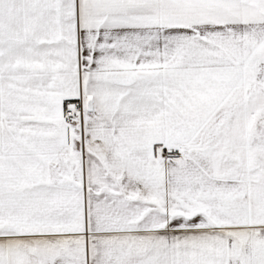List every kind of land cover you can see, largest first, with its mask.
Returning a JSON list of instances; mask_svg holds the SVG:
<instances>
[{
    "label": "snow or ice",
    "instance_id": "6c2138e0",
    "mask_svg": "<svg viewBox=\"0 0 264 264\" xmlns=\"http://www.w3.org/2000/svg\"><path fill=\"white\" fill-rule=\"evenodd\" d=\"M0 264H264V0H0Z\"/></svg>",
    "mask_w": 264,
    "mask_h": 264
}]
</instances>
